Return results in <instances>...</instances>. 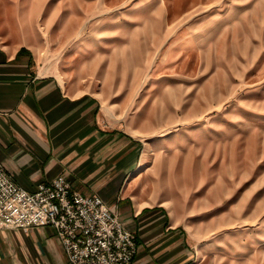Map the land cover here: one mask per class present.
Segmentation results:
<instances>
[{"label": "rangeland", "instance_id": "obj_1", "mask_svg": "<svg viewBox=\"0 0 264 264\" xmlns=\"http://www.w3.org/2000/svg\"><path fill=\"white\" fill-rule=\"evenodd\" d=\"M0 13L41 73L142 141L133 192L185 228L194 264H264V0H0Z\"/></svg>", "mask_w": 264, "mask_h": 264}, {"label": "crops", "instance_id": "obj_2", "mask_svg": "<svg viewBox=\"0 0 264 264\" xmlns=\"http://www.w3.org/2000/svg\"><path fill=\"white\" fill-rule=\"evenodd\" d=\"M15 22L0 13V164L33 192L63 176L71 190L97 195L135 243L132 264H194L185 228L163 204L136 196L130 176L141 140L105 123L93 95L65 90L38 69L36 54ZM0 264H69L46 225L23 231L0 224Z\"/></svg>", "mask_w": 264, "mask_h": 264}, {"label": "built area", "instance_id": "obj_3", "mask_svg": "<svg viewBox=\"0 0 264 264\" xmlns=\"http://www.w3.org/2000/svg\"><path fill=\"white\" fill-rule=\"evenodd\" d=\"M0 224L23 231L52 227L69 264H132L136 250L131 233L99 196L72 191L63 176L28 192L1 164Z\"/></svg>", "mask_w": 264, "mask_h": 264}, {"label": "bare ground", "instance_id": "obj_4", "mask_svg": "<svg viewBox=\"0 0 264 264\" xmlns=\"http://www.w3.org/2000/svg\"><path fill=\"white\" fill-rule=\"evenodd\" d=\"M146 166H147V164L145 163V164L143 165V168H144V167L146 168Z\"/></svg>", "mask_w": 264, "mask_h": 264}]
</instances>
